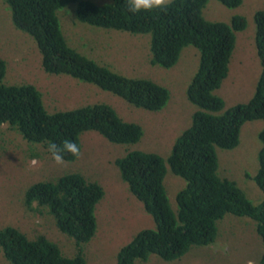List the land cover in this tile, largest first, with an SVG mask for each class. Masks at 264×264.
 <instances>
[{
  "label": "trees",
  "instance_id": "obj_1",
  "mask_svg": "<svg viewBox=\"0 0 264 264\" xmlns=\"http://www.w3.org/2000/svg\"><path fill=\"white\" fill-rule=\"evenodd\" d=\"M78 0H5L12 9L14 26L37 42L42 68L50 75H68L93 84L147 111L162 110L169 100L164 87L146 79H132L113 73L68 46L59 25V9ZM209 0H173L167 11L155 9L133 14L127 0H113L109 6L80 2L77 17L82 23L104 29L151 36V63L171 68L185 47L199 52L200 62L187 91L198 111L192 126L175 142L168 160L157 154L130 152L118 159L122 180L143 204L155 222L154 229L140 232L118 255V264H136L158 255L165 261L183 257L193 246H208L217 237L216 223L226 215L248 217L257 223L264 247V201L254 206L236 186L218 176L217 149L233 150L239 145L245 123L264 121V11L255 14L256 48L262 74L256 92L247 104L224 110V101L215 95L229 75L236 47V33L247 27L243 17L231 25L208 22L203 10ZM227 8L239 7L243 0H218ZM6 63L0 57V128L17 129L29 142L47 149L48 143L64 139L76 142L89 131L115 144L138 143L142 128L123 121L109 105L93 104L79 109L49 113L33 86H7ZM259 171L255 181L264 194V129L259 136ZM76 157L65 155V161ZM167 164L171 172L186 182L177 195L178 210L171 207L164 185ZM104 197L103 188L80 175L42 182L26 193V203L47 208L63 233L75 240L77 254L65 258L57 246L44 238L29 241L21 231L0 232V246L11 264H86L83 245L97 232L96 207ZM264 264V252L261 259Z\"/></svg>",
  "mask_w": 264,
  "mask_h": 264
},
{
  "label": "rangeland",
  "instance_id": "obj_2",
  "mask_svg": "<svg viewBox=\"0 0 264 264\" xmlns=\"http://www.w3.org/2000/svg\"><path fill=\"white\" fill-rule=\"evenodd\" d=\"M80 2L102 7L113 4V0H78L59 9V25L68 46L115 74L150 80L164 87L169 93L168 103L160 111H147L93 84L68 75L47 74L37 42L14 26L11 7L0 0V57L6 63L7 86H33L51 114L98 103L109 105L123 121L137 124L143 131L138 143L128 145L112 143L97 132H86L80 138L81 156L61 166L53 162L44 145L27 141L17 129L4 125L0 128V232L13 228L32 242L44 238L55 244L65 258H75V240L60 231L47 208L29 207L26 193L37 183L56 182L60 177L77 174L104 190L95 211L96 235L83 245L86 264H118L120 250L140 232L154 229L155 222L122 180L116 161L135 151L168 160L175 142L192 126L193 115L198 111L189 101L187 91L198 71L200 57L195 47L188 46L175 66H155L151 63L150 35L82 23L77 17ZM259 11H264V0H243L237 8L209 0L203 10L208 22L231 25L234 17H243L247 23L244 31L236 33L229 75L215 91L224 101L223 112L247 104L256 92L262 74L255 42V14ZM263 129L264 121L247 122L235 149H217L218 176L234 182L254 206L264 201L255 181ZM33 159L39 161L35 167L30 163ZM164 185L171 207L177 211V195L186 182L174 175L168 164ZM216 226L217 237L208 246H193L175 261L151 255L147 261L137 260L136 264H247L249 260L261 264L264 247L253 219L229 214ZM224 246L226 251L221 250ZM0 264H11L1 246Z\"/></svg>",
  "mask_w": 264,
  "mask_h": 264
},
{
  "label": "clouds",
  "instance_id": "obj_3",
  "mask_svg": "<svg viewBox=\"0 0 264 264\" xmlns=\"http://www.w3.org/2000/svg\"><path fill=\"white\" fill-rule=\"evenodd\" d=\"M171 0H127V10L133 14H138L141 11L151 12L155 9H161L167 11ZM47 150L51 154V158L57 165L65 164V155L70 154L73 157L79 158L81 156V150L79 145L70 139H64L60 144L55 142H49ZM31 165L35 167L39 161L33 159ZM222 251L227 250V246L221 249ZM247 264H255V261L249 260Z\"/></svg>",
  "mask_w": 264,
  "mask_h": 264
}]
</instances>
